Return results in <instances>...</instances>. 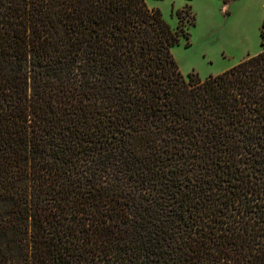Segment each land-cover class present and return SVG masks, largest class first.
I'll return each mask as SVG.
<instances>
[{"label": "trees", "instance_id": "16d2710c", "mask_svg": "<svg viewBox=\"0 0 264 264\" xmlns=\"http://www.w3.org/2000/svg\"><path fill=\"white\" fill-rule=\"evenodd\" d=\"M261 26L201 76L147 0H0V264H264Z\"/></svg>", "mask_w": 264, "mask_h": 264}, {"label": "rangeland", "instance_id": "374dc122", "mask_svg": "<svg viewBox=\"0 0 264 264\" xmlns=\"http://www.w3.org/2000/svg\"><path fill=\"white\" fill-rule=\"evenodd\" d=\"M181 36L171 47L183 73L214 74L261 48L264 0H147ZM148 3V4H149ZM154 4V5H153Z\"/></svg>", "mask_w": 264, "mask_h": 264}, {"label": "crops", "instance_id": "0c3cea01", "mask_svg": "<svg viewBox=\"0 0 264 264\" xmlns=\"http://www.w3.org/2000/svg\"><path fill=\"white\" fill-rule=\"evenodd\" d=\"M149 3V2H148ZM149 5H150V3H149ZM154 5V4H153ZM248 55V53L247 54H244V55H242V57L241 58H244L245 56H247ZM234 64V63H233Z\"/></svg>", "mask_w": 264, "mask_h": 264}]
</instances>
